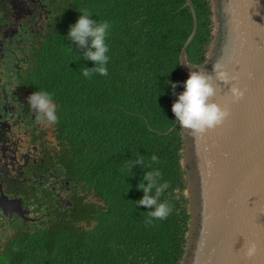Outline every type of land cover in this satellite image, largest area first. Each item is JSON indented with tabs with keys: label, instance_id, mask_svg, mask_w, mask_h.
<instances>
[{
	"label": "trees",
	"instance_id": "obj_1",
	"mask_svg": "<svg viewBox=\"0 0 264 264\" xmlns=\"http://www.w3.org/2000/svg\"><path fill=\"white\" fill-rule=\"evenodd\" d=\"M186 1L51 2L48 25L32 40L20 81L30 95L39 90L53 95L63 163L94 200H78L69 225H52L13 246L7 264L182 263L191 215L182 165L184 139L172 112L171 83L178 86L181 51L193 30ZM191 1L198 30L186 57L201 66L215 37L212 0ZM83 9L111 25L108 76L85 78L81 69L94 64L67 39ZM138 154L151 168L122 171ZM153 155L158 164L152 163ZM153 169L170 185L160 200H168L173 212L146 226L149 209L135 201L144 195L138 185L145 172Z\"/></svg>",
	"mask_w": 264,
	"mask_h": 264
},
{
	"label": "water",
	"instance_id": "obj_2",
	"mask_svg": "<svg viewBox=\"0 0 264 264\" xmlns=\"http://www.w3.org/2000/svg\"><path fill=\"white\" fill-rule=\"evenodd\" d=\"M185 6L193 30L181 51L173 103L190 68L214 75L215 62L237 77L245 96L235 101L230 85L217 81L213 99L230 110L229 117L199 135L182 128L183 152L192 161L193 207L181 264H264V0H212L215 37L201 66L187 61L198 19L192 1ZM246 241L258 245L252 258L244 255Z\"/></svg>",
	"mask_w": 264,
	"mask_h": 264
},
{
	"label": "flooded vegetation",
	"instance_id": "obj_3",
	"mask_svg": "<svg viewBox=\"0 0 264 264\" xmlns=\"http://www.w3.org/2000/svg\"><path fill=\"white\" fill-rule=\"evenodd\" d=\"M54 0H0V264L12 247L55 224L69 225L82 197L68 174L57 127L36 123L21 75Z\"/></svg>",
	"mask_w": 264,
	"mask_h": 264
},
{
	"label": "clouds",
	"instance_id": "obj_4",
	"mask_svg": "<svg viewBox=\"0 0 264 264\" xmlns=\"http://www.w3.org/2000/svg\"><path fill=\"white\" fill-rule=\"evenodd\" d=\"M75 24L70 25L67 39L83 51V59L91 61L94 67H83L82 75L91 79L93 75L108 76L107 64L109 62V46L107 38L111 25L108 21H97L92 18L88 9H83ZM190 68V67H189ZM213 74L203 70L197 71L190 68L189 78L184 82L185 90L178 94L177 100L172 105V112L175 122L183 129L190 130L193 134H203L209 129L223 124L229 117L230 110L222 107L213 99L217 95L216 82L230 85L229 92L235 101L244 98L245 90H242L237 83L235 75H232L220 62L213 63ZM249 78L252 74L249 73ZM171 83V82H169ZM173 95H177L176 83H171ZM29 111L34 115L37 124L49 127L59 121L57 104L53 95L45 90L33 92L27 97ZM152 163H159L155 155L151 157ZM136 166L151 168V163L145 164L144 156L138 154L135 160L128 159L122 171L132 173ZM145 181L147 182L145 184ZM163 174L159 169L145 172L143 180L139 183L138 189L144 195L135 201L136 206H143L149 209L146 212L145 225H153L156 220H166L173 212V205L160 198L169 188V183L163 181ZM244 255L247 258L254 257L258 252V245L255 242L246 241L244 244Z\"/></svg>",
	"mask_w": 264,
	"mask_h": 264
},
{
	"label": "rangeland",
	"instance_id": "obj_5",
	"mask_svg": "<svg viewBox=\"0 0 264 264\" xmlns=\"http://www.w3.org/2000/svg\"><path fill=\"white\" fill-rule=\"evenodd\" d=\"M214 24H215V21H214ZM216 27V24L215 26ZM211 51V50H210ZM210 56V52H209V55H208V58ZM185 90L184 88V84H183V88L182 90L180 91V93H182L183 91ZM183 154V158H182V165H183V168H184V171H185V180H186V190H185V195L186 197L188 198L189 200V209L191 208L192 209V192H193V187H192V182H191V168H192V161H191V158H190V153L184 151L182 152Z\"/></svg>",
	"mask_w": 264,
	"mask_h": 264
}]
</instances>
